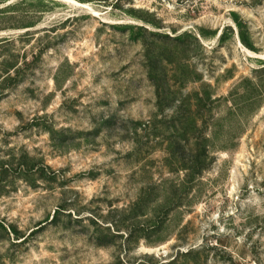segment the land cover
Masks as SVG:
<instances>
[{
  "label": "rangeland",
  "instance_id": "374dc122",
  "mask_svg": "<svg viewBox=\"0 0 264 264\" xmlns=\"http://www.w3.org/2000/svg\"><path fill=\"white\" fill-rule=\"evenodd\" d=\"M139 263L264 264V0H0V264Z\"/></svg>",
  "mask_w": 264,
  "mask_h": 264
},
{
  "label": "trees",
  "instance_id": "16d2710c",
  "mask_svg": "<svg viewBox=\"0 0 264 264\" xmlns=\"http://www.w3.org/2000/svg\"><path fill=\"white\" fill-rule=\"evenodd\" d=\"M205 161H206L205 158L202 159V158L198 157V158L195 159V163L194 164H191V165L185 167V169H188L190 171L191 170L192 171H195V170L198 171V169L205 170L207 168V165H205L206 164ZM195 167H199V168H195ZM139 264H141V263H139Z\"/></svg>",
  "mask_w": 264,
  "mask_h": 264
},
{
  "label": "bare ground",
  "instance_id": "6f19581e",
  "mask_svg": "<svg viewBox=\"0 0 264 264\" xmlns=\"http://www.w3.org/2000/svg\"><path fill=\"white\" fill-rule=\"evenodd\" d=\"M68 2L73 4V5H79L77 2H72V1H68Z\"/></svg>",
  "mask_w": 264,
  "mask_h": 264
}]
</instances>
